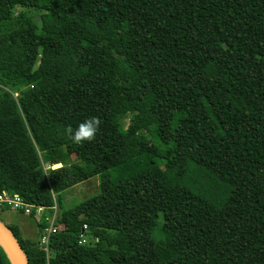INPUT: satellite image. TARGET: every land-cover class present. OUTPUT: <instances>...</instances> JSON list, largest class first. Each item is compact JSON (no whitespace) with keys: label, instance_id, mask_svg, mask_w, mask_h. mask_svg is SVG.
Here are the masks:
<instances>
[{"label":"trees","instance_id":"1","mask_svg":"<svg viewBox=\"0 0 264 264\" xmlns=\"http://www.w3.org/2000/svg\"><path fill=\"white\" fill-rule=\"evenodd\" d=\"M3 192L58 205L29 264H264V0H0Z\"/></svg>","mask_w":264,"mask_h":264},{"label":"rangeland","instance_id":"2","mask_svg":"<svg viewBox=\"0 0 264 264\" xmlns=\"http://www.w3.org/2000/svg\"><path fill=\"white\" fill-rule=\"evenodd\" d=\"M131 118L132 116L129 115L123 120L122 123L125 129L130 124ZM99 180V177H96L88 182L63 192L61 194L63 209L68 210L76 204H79L98 194ZM0 218L7 225L17 226L18 228L19 226H23V228H25L22 229L21 232L23 238L31 240L38 239V229L36 225L40 221L39 217H29L24 214L22 215L19 212L12 211L10 208L5 206L3 212H0ZM86 241H89V239L86 238Z\"/></svg>","mask_w":264,"mask_h":264},{"label":"built area","instance_id":"3","mask_svg":"<svg viewBox=\"0 0 264 264\" xmlns=\"http://www.w3.org/2000/svg\"><path fill=\"white\" fill-rule=\"evenodd\" d=\"M7 206L12 211L22 213L26 216H35L41 219H45L48 226L44 228L40 238L39 245L45 252L47 261L49 262L52 249H51V237L56 233V221L58 213V205L55 203L52 207H43L39 205H33L25 202L22 197L17 194H8L3 192L0 194V212H3L4 207ZM49 211L53 212L51 216L46 215ZM85 242V241H84Z\"/></svg>","mask_w":264,"mask_h":264},{"label":"water","instance_id":"4","mask_svg":"<svg viewBox=\"0 0 264 264\" xmlns=\"http://www.w3.org/2000/svg\"><path fill=\"white\" fill-rule=\"evenodd\" d=\"M0 245L4 248L12 264H29L26 254L23 251L17 237L9 226L1 221Z\"/></svg>","mask_w":264,"mask_h":264},{"label":"clouds","instance_id":"5","mask_svg":"<svg viewBox=\"0 0 264 264\" xmlns=\"http://www.w3.org/2000/svg\"><path fill=\"white\" fill-rule=\"evenodd\" d=\"M100 123L101 121L98 117H90L79 123L74 131L71 127H68L67 132L71 140L76 144L90 142L96 137ZM60 167H62L60 164L53 165V171Z\"/></svg>","mask_w":264,"mask_h":264},{"label":"crops","instance_id":"6","mask_svg":"<svg viewBox=\"0 0 264 264\" xmlns=\"http://www.w3.org/2000/svg\"><path fill=\"white\" fill-rule=\"evenodd\" d=\"M9 224V223H8ZM19 229H20V231L22 232V229H25V228H23V226H19Z\"/></svg>","mask_w":264,"mask_h":264}]
</instances>
